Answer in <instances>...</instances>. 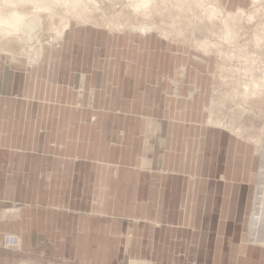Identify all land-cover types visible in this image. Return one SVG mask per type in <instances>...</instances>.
Instances as JSON below:
<instances>
[{
    "label": "crops",
    "instance_id": "obj_1",
    "mask_svg": "<svg viewBox=\"0 0 264 264\" xmlns=\"http://www.w3.org/2000/svg\"><path fill=\"white\" fill-rule=\"evenodd\" d=\"M241 1L216 0L224 10H241ZM139 34L150 43L151 34ZM58 57L48 49L29 57L0 53V239L13 232L21 237V253L55 251L85 261L82 252H89L95 263L104 251L118 264L112 256L124 237L133 245L131 264L246 262L225 253L226 237L215 247L213 234L215 218L242 212L247 186L225 173L214 178L212 169L198 175V150L202 156L213 134L208 124L198 135L192 122L178 129L164 103H157L159 113L149 111L148 82L164 87L155 77L164 70H121L134 76L122 95L119 84L105 81L116 74L110 69L57 66ZM37 154L45 164L29 163L27 156ZM216 225L221 235L230 234L223 222ZM145 250L148 258L138 254ZM0 264L24 261L0 254Z\"/></svg>",
    "mask_w": 264,
    "mask_h": 264
},
{
    "label": "rangeland",
    "instance_id": "obj_2",
    "mask_svg": "<svg viewBox=\"0 0 264 264\" xmlns=\"http://www.w3.org/2000/svg\"><path fill=\"white\" fill-rule=\"evenodd\" d=\"M3 1L5 2L0 0V13L5 16L13 7ZM55 1H48L47 5L51 4L50 7L48 5V10L47 8L38 10L42 22L36 44H40L41 50L58 52L57 66L89 67L91 70L94 67L96 70L110 69L116 74L105 76L107 78L105 81L114 82L117 87L119 84L122 95L130 90V81L134 76L127 73L120 75L121 70L124 72L128 66L159 67L160 71L164 70V72L155 77H158L164 87L156 86L157 80H149L148 88L152 89L150 91L148 89L150 97H146L150 101L149 111L159 113L161 109L159 110L157 103H164L166 105L164 113L166 112L167 116H171L179 123V126L176 125L178 129L184 130L192 122V128L196 126L198 135L202 131L205 132L206 124H208L213 131L210 142L205 146L203 139H199L196 145L201 149L205 146L202 156L201 150H198L200 153L196 170L198 175L201 176L210 169L214 178L225 173L229 179L245 183L247 186L245 195L248 196H246L244 211H240V214L234 211V216L228 219L226 211L223 213L224 219H214V246H221L219 241L226 237L224 246L228 249L225 253L229 256L247 258L243 264H264V36L257 33L256 28L264 22V2L256 5L252 0H242L243 13L239 14L238 10H224L216 0H206L209 5L216 7L222 16L225 12L235 14L236 18L230 28L236 31L237 36L225 44L226 42L221 38L220 19L216 18L211 22L200 21L198 7L189 1L180 3L181 7H178L175 0L166 2L157 0L153 9L146 14L144 11L131 9L127 0H75L78 4L73 14L67 12L66 2ZM21 2L19 0V4L16 2L18 11H24L23 13L27 14L34 10L28 1ZM9 6L12 8L10 9ZM49 8L53 11L51 12ZM189 9L191 10L187 11ZM6 10L9 12L7 13ZM42 10L45 12L42 13ZM78 11L81 13L77 17L75 12ZM46 12L50 13L44 15ZM166 13H168L167 17ZM149 17L151 18L148 19ZM66 21L68 28L63 37L58 40L51 39L49 36L52 30L59 29ZM149 22L154 26L148 24ZM189 23L192 24L189 25ZM155 28L164 29L165 33H160ZM208 31L209 34H207ZM138 32L142 35L151 34L150 43L144 42ZM204 40H209L207 42L211 45L198 50L196 44ZM24 46L20 48V45L10 39H0V53L4 55L16 53L15 55L26 56L28 53L24 51ZM32 54H34L33 51ZM81 54L84 55L82 58L85 60L78 61L76 56ZM69 58L72 59L69 61ZM136 77L140 78V76ZM89 78V82H92V75ZM236 89L238 92L243 89L245 91L238 95ZM212 98L215 105L211 108ZM74 105L78 108L83 107V105L80 107L79 103ZM204 106H206L205 109H203ZM97 109L103 112L110 108L97 107ZM210 117L213 123L209 122ZM207 119H209L208 122ZM221 132L229 137L221 136ZM236 132L240 135L236 136ZM205 152H207L206 157ZM42 156V154L29 155L27 158H30L29 163L45 164L47 160ZM205 164H212V166ZM23 167H29V165H23ZM222 190L219 188L216 194L222 197L223 193L227 192V188L222 187ZM215 204L217 210H220L222 199L216 198ZM225 207L227 205L224 204L223 208ZM0 210L3 209L0 208ZM253 213L260 216L256 222H252ZM217 222H223L230 227V234L221 235V232L217 231L219 228L216 225ZM130 224L131 222L125 226L124 232L132 229ZM7 234L22 241L19 235L9 231L4 232L0 239V254L18 257L24 261V264H111L109 263L111 261H108L109 253L104 251L96 256V259H101V263L93 262L94 257L89 260L92 258V253L89 252H82L87 258L85 261L76 260L69 256V253L55 251L21 253V248L17 250L5 245L4 238ZM124 240L123 249L115 252L112 258H116L118 264H131L132 262L126 259L132 258L133 245H129V238L124 237ZM129 246L130 250L127 252L125 247ZM148 253L147 250L138 252L145 258H148L146 256ZM236 258H232V262L229 258L228 261L233 263Z\"/></svg>",
    "mask_w": 264,
    "mask_h": 264
},
{
    "label": "bare ground",
    "instance_id": "obj_3",
    "mask_svg": "<svg viewBox=\"0 0 264 264\" xmlns=\"http://www.w3.org/2000/svg\"><path fill=\"white\" fill-rule=\"evenodd\" d=\"M19 1H22L21 3H23L24 1H28L29 3H31V6L33 7V11L32 12H29V13H23V12H20L17 10L16 6L17 3H18V0H5V2L3 1V3L7 4V5H11L9 6V8L11 9L10 12L7 11L8 14H6L5 16L1 15L0 13V39H10L12 41H14V43H17L18 45H20V48H22V45H25V49L24 51L27 52L28 54H26L27 57L31 56L32 55V51L33 53H38L41 51V46L40 44H36V39L38 38V36L40 35V26H41V17L39 16L38 14V10H41V9H46L48 10V5L50 7L51 4H48V1L49 0H19ZM54 1V0H52ZM62 2H66V6H67V12L69 14H73V10H76L75 8L77 7V4H78V1H75V0H61ZM116 1V0H114ZM127 4L128 6L132 7L131 9H133L134 11H144V13L146 14L147 12L151 11L154 7V4L157 0H127ZM160 1H168V0H160ZM176 1V6L178 7H181L179 6L180 3L182 2H185V1H189L191 3L194 4L195 7H198L199 9V20L200 21H205V22H211L213 19H220L221 21V38L224 42H226L225 44L229 43L230 41H232L235 36H237V33L236 31L234 32L233 29H231L230 27L233 25L234 23V20H235V14L232 15V14H228V13H223V16L221 15V13L219 12V10L212 6V5H209L206 0H175ZM253 1V4H256L257 3L259 4L261 2V4L264 2V0H252ZM263 1V2H262ZM17 2V3H16ZM25 2V3H26ZM55 2L58 3V0H56ZM19 4V3H18ZM54 4V3H53ZM1 5V4H0ZM21 5V4H20ZM30 5V4H29ZM63 5V4H61ZM163 5V4H162ZM47 6V7H46ZM165 6V5H164ZM1 7V6H0ZM7 7V6H6ZM55 7V6H54ZM53 7V8H54ZM57 7V6H56ZM59 7V5H58ZM174 7V6H173ZM187 7V6H186ZM4 8V7H3ZM52 8V9H53ZM2 9V8H1ZM6 9V8H4ZM3 9V10H4ZM50 10V8H49ZM170 10V9H169ZM184 10V9H182ZM191 9L187 10V11H190ZM4 11V12H6ZM45 10H42L41 12L44 13ZM51 11V10H50ZM53 11V10H52ZM51 11V12H52ZM164 11V9H163ZM195 11V10H194ZM1 12V10H0ZM55 12V10H54ZM239 14H242L243 11L242 10H238ZM3 13V11H2ZM40 13V12H39ZM48 12H46L44 15H46ZM50 13V12H49ZM48 13V14H49ZM77 14V17L78 15H80L81 12H75ZM152 13V12H151ZM195 12H193V17H195L194 15ZM174 14V13H172ZM184 14V13H183ZM190 14V13H189ZM139 15V14H138ZM160 15V14H159ZM185 15V14H184ZM220 15V16H219ZM51 16V15H50ZM75 16V15H74ZM151 16V15H150ZM168 16V13H166V17ZM174 16V15H173ZM152 17H155L152 15ZM164 17V16H163ZM151 17H149L148 19H150ZM185 18V17H184ZM183 18V19H184ZM177 19V18H176ZM182 19V17H181ZM188 19V18H187ZM195 21V19H193ZM184 21V20H183ZM187 21V20H186ZM193 21V22H194ZM154 22V21H153ZM195 23V22H194ZM200 23V22H199ZM148 24H150L151 26H154L151 22H149ZM177 24V23H175ZM192 23H189V25H191ZM163 25V24H162ZM166 25V24H165ZM168 25V24H167ZM195 25V24H193ZM207 25V23H206ZM162 27V26H161ZM188 27V26H187ZM68 28V22L66 21L65 24H63L59 29L55 28L52 30L51 32V35L49 36L51 39H55V40H58V39H61L64 35V32L65 30ZM257 33L259 32L262 36H264V22H261L259 25H257ZM156 30H158L160 33H165L164 29H158V28H155ZM185 29V28H184ZM187 29V28H186ZM205 29V27H204ZM207 29V28H206ZM203 30V29H202ZM209 30V28H208ZM149 31V30H148ZM211 31V30H210ZM167 32V31H166ZM170 32V31H169ZM167 32V33H169ZM209 34V31L208 33ZM211 34V32H210ZM160 35V34H159ZM190 37V36H189ZM195 37V36H194ZM193 39V38H192ZM209 40H204V41H201L199 43H197L196 45L198 46V50L199 48H203L205 49V47H208L210 46L211 44L209 42H207ZM213 41V40H212ZM194 42V41H193ZM195 43V42H194ZM193 43V44H194ZM213 43V42H212ZM218 43V42H217ZM221 43V42H220ZM258 43V41H257ZM196 46V48H197ZM214 47V45H212ZM195 47V46H193ZM216 48V47H215ZM12 54H16V53H12ZM220 54V53H218ZM222 54V53H221ZM223 55V54H222ZM224 56V55H223ZM224 57H227V56H224ZM231 57V56H229ZM234 57V56H233ZM231 59V58H229ZM30 60V59H29ZM226 60V59H225ZM232 60V59H231ZM222 67H220L221 69ZM231 67H229L230 69ZM219 71V70H218ZM222 71V70H221ZM228 71V70H227ZM226 71V72H227ZM225 72V71H223ZM221 73V72H220ZM227 75V73H226ZM228 77V76H227ZM251 80V79H250ZM256 81V80H255ZM262 81V80H260ZM254 82V81H253ZM254 84V83H253ZM256 84V83H255ZM257 85V84H256ZM259 86V85H258ZM246 88H249V87H246ZM261 88V87H260ZM215 89V88H214ZM245 89V88H244ZM241 90L240 92L243 93V91L245 90ZM216 90V89H215ZM237 90V89H236ZM253 90V89H252ZM260 91V90H259ZM263 92V90H261ZM240 92H237L236 93H239L238 95H240ZM249 92V91H247ZM214 93V91H213ZM246 95V93H245ZM213 96V95H212ZM219 97V96H218ZM236 97V96H235ZM232 101V100H231ZM239 101H241L239 99ZM215 105V102H214V98H212V101H211V108ZM238 108V107H237ZM220 109V107L218 108ZM219 111V110H218ZM217 111V112H218ZM223 113V112H222ZM213 115V113L211 112V116ZM218 115V114H217ZM216 118V117H215ZM210 123H213V119L212 117H210ZM220 122V121H219ZM221 123V122H220ZM218 124V123H216ZM231 126V125H230ZM225 128V127H224ZM232 128V127H231ZM226 131V130H225ZM240 131V130H239ZM229 132V131H228ZM238 132V131H237ZM236 132V136H237V133ZM232 133V132H231ZM240 135V133L238 134V136ZM249 143V142H248ZM261 145V143H260ZM258 147H259V144H258ZM263 148V147H262ZM264 206V205H263ZM13 208V207H12ZM262 208V207H261ZM263 209V208H262ZM264 210V209H263ZM6 212V211H5ZM263 212V211H262ZM260 216H256L254 213L252 215V222L255 221L259 218ZM254 223H252L253 225ZM254 227V225L252 226ZM253 235V234H252ZM260 242V241H259ZM258 242V243H259ZM261 243V242H260ZM263 243V242H262ZM264 246V245H263Z\"/></svg>",
    "mask_w": 264,
    "mask_h": 264
},
{
    "label": "built area",
    "instance_id": "obj_4",
    "mask_svg": "<svg viewBox=\"0 0 264 264\" xmlns=\"http://www.w3.org/2000/svg\"><path fill=\"white\" fill-rule=\"evenodd\" d=\"M4 239H5V245L7 247H12V248H15L17 250H20L21 242L17 237L7 234V235H5Z\"/></svg>",
    "mask_w": 264,
    "mask_h": 264
}]
</instances>
